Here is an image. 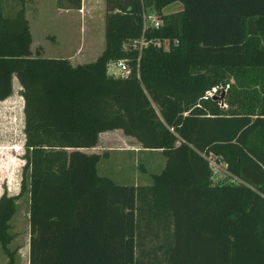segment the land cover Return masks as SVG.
<instances>
[{
    "label": "trees",
    "instance_id": "obj_1",
    "mask_svg": "<svg viewBox=\"0 0 264 264\" xmlns=\"http://www.w3.org/2000/svg\"><path fill=\"white\" fill-rule=\"evenodd\" d=\"M0 7V100L22 98L19 188L0 194V247L28 194V264H264V0H103L94 60L31 53L25 0ZM77 9L80 0H58ZM178 2V10L162 8ZM161 20L140 54L143 8ZM125 59L126 77L107 71ZM224 91L222 106L206 96ZM120 129L165 161L147 185L97 172L85 152ZM229 181L213 182L209 161Z\"/></svg>",
    "mask_w": 264,
    "mask_h": 264
},
{
    "label": "rangeland",
    "instance_id": "obj_2",
    "mask_svg": "<svg viewBox=\"0 0 264 264\" xmlns=\"http://www.w3.org/2000/svg\"><path fill=\"white\" fill-rule=\"evenodd\" d=\"M58 2V0H56ZM14 6L11 7V4ZM84 11H56L54 0H25L23 8L28 20L31 34L30 50L34 54L36 50L44 56L70 55L71 64L89 62L95 59L104 47L103 23L104 3L103 0H84ZM5 13L10 14L13 8L18 7L14 0H2ZM181 4L174 2L162 8L163 13L178 10ZM111 71L115 68L109 66ZM18 82L12 77V91L10 96L0 102V194L3 190L13 195L18 192L23 148L22 134V98ZM109 134L106 142L99 140L94 149L101 152L102 147H108L107 159H100L96 165L97 172L103 175L107 172L116 171L119 158L112 148L116 145L111 142L117 131L105 130ZM105 144V145H104ZM88 152V151H85ZM11 161V163H7ZM216 166H211L213 182L229 181L226 177L222 164L216 161ZM125 165V164H124ZM125 175L136 172L133 161L123 166ZM130 171V172H129ZM154 173L156 170L151 169ZM104 172V173H103ZM120 183V182H119ZM11 240L9 250L13 251V264H28V194L25 192L15 200V211L9 220ZM7 256L0 247V264H6Z\"/></svg>",
    "mask_w": 264,
    "mask_h": 264
},
{
    "label": "crops",
    "instance_id": "obj_3",
    "mask_svg": "<svg viewBox=\"0 0 264 264\" xmlns=\"http://www.w3.org/2000/svg\"><path fill=\"white\" fill-rule=\"evenodd\" d=\"M83 1L84 0H80L79 8L71 9V8H67L61 2H56V0H54V5L56 7L55 10L56 11L62 10V11H64V13H66V11L71 12L72 10L76 11L78 13H83V11H84L83 10L84 9ZM0 2H2V0H0ZM12 6H14V3L11 4V7ZM0 7L3 9V6L1 4H0ZM14 8H13V10H14ZM51 57H60V56H51ZM61 57L67 58L69 60L72 58L70 55L61 56ZM20 88H21L20 86L17 87V89H20ZM9 96H7L3 100H0V102L5 101ZM22 120H23V118H22ZM113 130L117 131V132H116L114 137H111V138H113L111 142L115 143L114 145H116L112 148V150L115 151V153L117 154V156L119 158L123 159V157H125V160H119L118 161V167H117L116 171H112L111 173L110 172H107V173L103 172L104 173L103 175L110 176L112 179H114L115 181L120 182V183H131L133 185H147V184H149L151 181L150 175L152 174V171H149V170L155 169L156 171L154 173H157L161 170V168L164 165L165 159H164L163 155L160 153V150L159 149H144L140 146V144L137 141H135V139L133 137L123 134L120 129H113ZM108 136H109V134H107L106 131L100 132L98 134L97 142H96L95 146L85 148L84 151L95 152L98 154L105 152L104 153L105 155H103V157H101L100 159H102V158L107 159L110 156V155L107 156L108 154L106 153L108 150V147L105 148V146H103L101 152L95 150L94 148L97 147L100 139L101 140L104 139L102 141V143L106 142L109 138ZM99 161L97 162V165H98V163H100ZM132 161H133V166L136 169V172H131L132 174L129 176L125 175L124 171H123V166H126L127 164L129 166V163ZM7 163L9 164V163H11V161L7 160Z\"/></svg>",
    "mask_w": 264,
    "mask_h": 264
},
{
    "label": "built area",
    "instance_id": "obj_4",
    "mask_svg": "<svg viewBox=\"0 0 264 264\" xmlns=\"http://www.w3.org/2000/svg\"><path fill=\"white\" fill-rule=\"evenodd\" d=\"M141 20H142V30H141V35L136 38V39H130L127 40L123 43V48L124 49H129V50H136L137 55L140 54V51L143 47L147 46L148 44H152L157 47H161L162 49H167L168 48V40L167 39H162V40H152L151 38L147 39L144 37V31L147 29L151 28H158L159 25L161 24L160 18L157 16L155 11L152 8H143L142 13H141ZM109 66H112L115 68L114 71H111L109 69ZM107 71L109 74H112L113 76H119V77H126L130 71L129 66L126 62L125 59H117V60H112L108 62L107 64ZM224 90V89H223ZM221 90V91H223ZM216 93V88L212 87L209 91L206 92V96L212 97ZM219 103V105L222 106ZM210 166H215L213 160L209 161Z\"/></svg>",
    "mask_w": 264,
    "mask_h": 264
},
{
    "label": "water",
    "instance_id": "obj_5",
    "mask_svg": "<svg viewBox=\"0 0 264 264\" xmlns=\"http://www.w3.org/2000/svg\"><path fill=\"white\" fill-rule=\"evenodd\" d=\"M224 91H221L218 95H213L211 98L217 100L220 104L223 101Z\"/></svg>",
    "mask_w": 264,
    "mask_h": 264
}]
</instances>
